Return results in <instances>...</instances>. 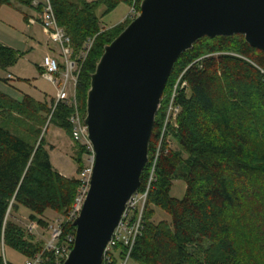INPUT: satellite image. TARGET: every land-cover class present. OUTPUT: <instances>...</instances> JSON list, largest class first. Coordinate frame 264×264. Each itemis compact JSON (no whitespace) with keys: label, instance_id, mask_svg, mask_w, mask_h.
Wrapping results in <instances>:
<instances>
[{"label":"trees","instance_id":"obj_1","mask_svg":"<svg viewBox=\"0 0 264 264\" xmlns=\"http://www.w3.org/2000/svg\"><path fill=\"white\" fill-rule=\"evenodd\" d=\"M32 1L0 0V5L17 3L30 8ZM118 1L51 0L57 23L70 38V57L80 67L75 97L82 113L90 75L104 46L130 22L126 19L101 30L95 10L101 3L112 10ZM88 39L92 43L81 60L79 54ZM18 56V51L0 44L1 69L13 65ZM63 69L60 63L59 70ZM180 75L188 89L177 87L174 105L179 112L163 133L131 263L248 264L243 254L247 255L252 248L246 243L256 241L264 247V53L251 47L240 34L204 36L179 56L163 97ZM168 99L162 98L160 119L154 123V128L158 125L157 138L161 135ZM54 101H38L23 95L20 101L12 102L10 109L23 115L15 120L23 126L17 129L10 127L14 121L9 116L10 109L2 106L1 110L4 120L0 122V242L26 258L42 251L43 240L27 234L8 218V213L25 207L30 211L29 219L46 228L43 214L51 210L65 216L79 185L77 174L84 148L78 146L74 159L76 177H66L54 169L44 136L39 137L41 125L48 122L64 129L71 138L72 108L58 102L53 109ZM31 119L36 124L28 125ZM169 136L174 139L175 148L170 147ZM148 156L140 177L141 191L151 168L152 156ZM177 177L185 182V193L180 199L169 193L172 180ZM154 208L167 213L170 220L154 223ZM247 223L253 233L246 230ZM74 230L71 223H66L62 233ZM116 249L117 256L111 264H118L125 252L123 247ZM45 256L49 259L44 264H56L51 253ZM247 256L250 260L255 258L252 253ZM0 264H8L1 254Z\"/></svg>","mask_w":264,"mask_h":264},{"label":"water","instance_id":"obj_2","mask_svg":"<svg viewBox=\"0 0 264 264\" xmlns=\"http://www.w3.org/2000/svg\"><path fill=\"white\" fill-rule=\"evenodd\" d=\"M240 34L264 53V0H141L90 75L84 123L95 154L90 186L61 264H102L126 202L140 186L165 84L206 36Z\"/></svg>","mask_w":264,"mask_h":264},{"label":"rangeland","instance_id":"obj_3","mask_svg":"<svg viewBox=\"0 0 264 264\" xmlns=\"http://www.w3.org/2000/svg\"><path fill=\"white\" fill-rule=\"evenodd\" d=\"M33 6L34 5H32V3L30 8L17 3H4L0 5V43L6 46H10L14 50L19 52V56L13 65L8 66L5 69L0 68V82L3 81L2 79H6V82L11 85V88L16 89L15 91L11 89L9 90V93L14 96L23 94L31 96L38 101L50 102L52 98H56L58 89L62 87L63 77L61 71H59V73L55 75L56 84L54 85L44 77V73H42L43 69H41L40 66L43 63V59L45 56H52L56 58L59 63L62 62L63 56L60 47L55 43L49 41L47 32L38 21L32 24L28 23L29 16L35 18L37 17L36 15L38 9L34 8ZM129 6L130 5L128 1L120 0L112 10L108 11L104 3L98 4L95 10V14L97 16L100 29L107 30L117 25L118 23L123 22V18L128 14ZM25 15H29L27 17V21L24 19ZM132 19L133 18H129L126 21H131ZM121 28H124V25ZM8 74L10 75V77H7ZM71 75L73 77L69 76L68 79V85L70 86V88H72L73 86L72 79L74 80L75 72H73ZM181 80L184 81L180 75L174 82L169 94L165 95L164 97L162 94L160 103L162 98L166 100L170 96L172 90L175 88V85L179 84ZM184 88L186 89L187 85H184ZM19 100L20 99H16L0 89L1 123L4 120V116L1 112L2 106L10 109V104L14 101ZM160 107H163V102L162 106H160L159 104L158 110ZM158 110L155 115V120L157 119V121L160 119L161 114V110ZM9 112V116L11 117V119H14L13 123H10V127L12 129H17L18 126H22V122L20 124V122H15V120H18L19 118L22 119L23 115L19 114L13 109H10ZM81 114H85V112H81ZM7 117L8 116H6L5 118ZM27 124L32 125L36 123L33 119H31L27 122ZM157 130L158 125L156 124V127H153L152 130L153 137L150 143V152H148V154L150 153L151 156L153 153L155 154L159 144L160 137H156ZM42 135L44 136V139L47 143L50 161L54 169H56L66 177H76L77 164L74 159L78 156V145L72 142L71 138L64 129L54 126L53 124H49L48 122L42 124L40 127L39 137ZM167 141L170 147H176L175 141L174 139H172V137L169 136ZM154 154L151 157V165L153 162ZM85 160L86 156L83 154L82 165ZM169 193L170 196L174 198H182L185 193L184 180L179 177L173 178ZM29 215L30 211L25 207L20 206L17 210L10 211L8 213V218L18 224L21 228H23L27 234L33 236L35 240H44L48 238L51 233L50 226L53 224L56 218L62 216L56 214L51 210H47L43 214L42 218L47 221L48 226L46 228H41L36 224V222H33L29 219ZM151 220L154 223H157L161 220L169 221L170 217L164 211L158 208H154V213L151 216ZM251 226L253 227V225ZM246 230L252 233L254 232L248 223L246 226ZM256 238L259 239V237ZM250 240L252 241V239ZM246 245L252 248L247 253H252L253 258L255 257L254 260H250L251 257H248V254H243L248 264H264V247L256 241H254V244L246 243ZM0 254L8 264H23L26 259L23 253L7 245H3L2 242H0Z\"/></svg>","mask_w":264,"mask_h":264},{"label":"built area","instance_id":"obj_4","mask_svg":"<svg viewBox=\"0 0 264 264\" xmlns=\"http://www.w3.org/2000/svg\"><path fill=\"white\" fill-rule=\"evenodd\" d=\"M96 1V0H87ZM129 3L128 14L123 18V20L129 18H135L139 13L138 0H126ZM32 5L34 8L39 7L37 12V17L29 16L28 23L32 24L38 21L42 27L45 29L50 42L55 43L61 49L63 56L64 65L63 71H61L63 77V84L56 94L53 109L58 102L68 105L72 108V112L69 117V122L71 124V140L74 144L84 148V155L86 160L83 163L81 170L77 174V179L79 185L76 191V195L71 206L70 211L65 215L58 217L54 220L51 227V233L48 238L43 240V249L41 252L35 253L33 256L26 258L23 264H44L49 258L45 256L46 253H51L52 257L55 259L56 264L63 262L70 252L74 237V232H68L63 235L62 229L64 224L73 223L75 218L79 215L82 208L83 202L86 198L91 174L93 170L95 154L91 142L88 139L87 125L84 123L85 114H81L78 109V102L75 97V85L77 80V73L79 71V65L73 59H71V47L70 38L64 31V29L58 25L51 0H33ZM92 39H88L84 45L83 50L80 52L79 57L83 60L90 48ZM59 62L56 58L52 56H45L43 59L42 66L44 68V77L50 81L52 84H56L55 75L59 73ZM75 72V77L73 81V86L70 88L68 85L69 76ZM73 77V76H72ZM180 79V78H179ZM179 81V80H178ZM181 83V85H180ZM186 85L185 81H180L179 84L175 85L172 90L168 103L166 105L165 117L163 122V127L161 135L159 138V144L157 150L153 157V162L149 170V175L147 182L143 191L138 190L131 195L129 200L125 204V208L122 212L121 218L114 229L110 240L107 242L105 250L102 256V263L111 264L112 258L117 256V247H123L125 250L124 254L119 258L118 264H132L131 263V252L135 244V240L140 233L142 224V214L143 208L146 202L148 190L150 188V183L154 179V170L156 160L161 152L163 133L167 123H171L179 112V107L174 105V98L176 96L177 87H184ZM73 226V225H72Z\"/></svg>","mask_w":264,"mask_h":264},{"label":"crops","instance_id":"obj_5","mask_svg":"<svg viewBox=\"0 0 264 264\" xmlns=\"http://www.w3.org/2000/svg\"><path fill=\"white\" fill-rule=\"evenodd\" d=\"M28 16H29V15H28ZM0 44H2V43H0ZM5 46H6V45H5ZM8 47H10V46H8ZM11 48H12V47H11ZM62 62H63V60H62ZM62 62H61V63H62ZM40 68L43 69L42 73H44V68H43L42 65L40 66ZM7 77H10V75L8 74ZM2 80H3V81L0 82V89L3 90L4 92L8 93L9 95L13 96L14 98H16V99H20V100H21L22 97H23V94H19V95H17V96H16V95L14 96V95L10 94V93H9V90H10V89H11V90H14V91H15L16 89H14V88L12 89V88H11V85H9V84L6 82V79H2ZM20 100H19V101H20ZM61 174H62V173H61ZM64 176H65V175H64Z\"/></svg>","mask_w":264,"mask_h":264},{"label":"bare ground","instance_id":"obj_6","mask_svg":"<svg viewBox=\"0 0 264 264\" xmlns=\"http://www.w3.org/2000/svg\"><path fill=\"white\" fill-rule=\"evenodd\" d=\"M54 11V10H53ZM79 109V108H78Z\"/></svg>","mask_w":264,"mask_h":264}]
</instances>
